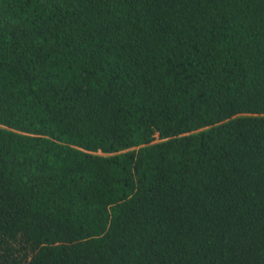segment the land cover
Returning <instances> with one entry per match:
<instances>
[{
    "label": "trees",
    "instance_id": "trees-1",
    "mask_svg": "<svg viewBox=\"0 0 264 264\" xmlns=\"http://www.w3.org/2000/svg\"><path fill=\"white\" fill-rule=\"evenodd\" d=\"M0 264H264V0H0Z\"/></svg>",
    "mask_w": 264,
    "mask_h": 264
}]
</instances>
